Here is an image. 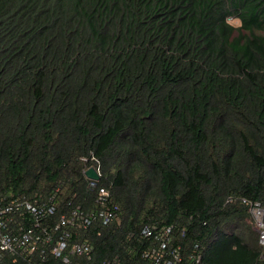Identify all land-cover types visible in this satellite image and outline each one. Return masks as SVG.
Instances as JSON below:
<instances>
[{"label":"trees","instance_id":"16d2710c","mask_svg":"<svg viewBox=\"0 0 264 264\" xmlns=\"http://www.w3.org/2000/svg\"><path fill=\"white\" fill-rule=\"evenodd\" d=\"M18 199L54 209L3 231L52 241L0 264H264V0H0V204Z\"/></svg>","mask_w":264,"mask_h":264},{"label":"built area","instance_id":"2783aa9c","mask_svg":"<svg viewBox=\"0 0 264 264\" xmlns=\"http://www.w3.org/2000/svg\"><path fill=\"white\" fill-rule=\"evenodd\" d=\"M94 158V157H93ZM97 160L96 158H94ZM98 161V160H97ZM96 168V167H95ZM99 172V169L96 168ZM100 174V172H99ZM94 181V180H92ZM99 194L103 197L106 194L104 188H100ZM245 202L247 200L244 199ZM251 204V214L253 217V222L255 228L260 233V243L264 246V209L259 202H250ZM13 209H26L28 212L32 213L33 215L37 216L42 212L45 213H52L54 207L53 206H39L38 208L34 206L28 200H17L13 204H0V252H13L20 248H25L30 252L33 251H41L44 253V248L42 249V241L45 243H50L52 241V233L47 229L46 226H41L38 222L35 223L36 227H28L27 229L20 232V234H13L9 232H4L3 230L7 227V219H3L2 215L6 212H9ZM106 219L110 217V213H104ZM66 219L62 216L61 221L57 224V228H63ZM37 228V229H36ZM148 234H151V231H147ZM169 232V229H166L165 233ZM64 228H63V235L57 239V244L53 248V252L56 255H62L64 252ZM162 248L167 246V242L165 239L162 240ZM42 249V250H40ZM73 250L77 251L78 253H85L90 250V246L87 244H75L73 245ZM104 264H120L117 258H108L104 261ZM153 264H173L171 259L160 260L157 258Z\"/></svg>","mask_w":264,"mask_h":264},{"label":"water","instance_id":"95a60500","mask_svg":"<svg viewBox=\"0 0 264 264\" xmlns=\"http://www.w3.org/2000/svg\"><path fill=\"white\" fill-rule=\"evenodd\" d=\"M85 174L91 180L98 181L100 179V174L94 166H90L85 171Z\"/></svg>","mask_w":264,"mask_h":264},{"label":"rangeland","instance_id":"374dc122","mask_svg":"<svg viewBox=\"0 0 264 264\" xmlns=\"http://www.w3.org/2000/svg\"><path fill=\"white\" fill-rule=\"evenodd\" d=\"M231 22L235 25V26H239L241 23L238 19H232Z\"/></svg>","mask_w":264,"mask_h":264}]
</instances>
